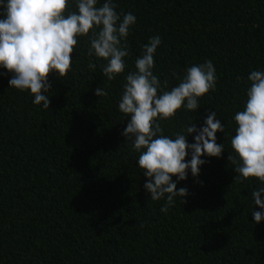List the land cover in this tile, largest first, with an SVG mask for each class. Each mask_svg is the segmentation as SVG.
<instances>
[{
  "label": "trees",
  "instance_id": "trees-1",
  "mask_svg": "<svg viewBox=\"0 0 264 264\" xmlns=\"http://www.w3.org/2000/svg\"><path fill=\"white\" fill-rule=\"evenodd\" d=\"M114 3L136 23L125 71L112 80L103 75L106 62L88 55V37L78 38L63 80L49 74V109L9 87L11 73L0 69V264H264V220L254 222L252 211L261 209L251 199L264 185L235 180L228 160L247 77L264 71V0ZM157 35L153 72L168 90L188 67L209 60L217 78L200 108L159 122L163 134L200 127L209 111L225 126V135L217 133L225 152L202 157L199 176L177 184L188 189L186 202L177 197L167 214L163 200L149 199L118 109L125 76ZM98 87L108 95L96 96Z\"/></svg>",
  "mask_w": 264,
  "mask_h": 264
},
{
  "label": "clouds",
  "instance_id": "clouds-1",
  "mask_svg": "<svg viewBox=\"0 0 264 264\" xmlns=\"http://www.w3.org/2000/svg\"><path fill=\"white\" fill-rule=\"evenodd\" d=\"M73 4L75 11L70 10ZM98 5L100 0H0V69L11 73L9 87L28 92L34 104L49 109L48 76L56 73L63 80L72 71V53L81 37H88V55L106 62L104 76L112 80L123 73L129 55L125 42L136 17L131 12L121 17L114 0ZM161 43L157 35L143 46L135 60L136 70L125 76L118 109L128 120L121 134L139 153L137 164L147 178L144 188L149 199L163 200L160 211L167 214L177 197L186 202L188 189H177V184L189 173L199 176L206 163L202 157L220 158L225 152L224 143H217V133L225 135V126L216 111H209L202 126L191 122L174 137L163 134L159 122L173 118L179 110L192 113L200 108L199 98L215 90L217 78L209 60L188 67L168 90L153 72ZM88 67L95 69L96 64L90 62ZM247 79L250 85L243 110L233 117L236 128L228 160L235 165V180L255 178L264 185V71L253 70ZM95 95L108 93L98 87ZM189 136L194 142H188ZM262 193L264 187L251 192L254 205L261 209L252 211L255 223L264 220Z\"/></svg>",
  "mask_w": 264,
  "mask_h": 264
}]
</instances>
